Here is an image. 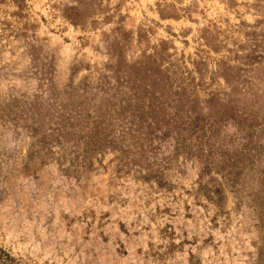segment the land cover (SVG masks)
<instances>
[{"label":"rangeland","instance_id":"374dc122","mask_svg":"<svg viewBox=\"0 0 264 264\" xmlns=\"http://www.w3.org/2000/svg\"><path fill=\"white\" fill-rule=\"evenodd\" d=\"M0 248L264 264V0H0Z\"/></svg>","mask_w":264,"mask_h":264},{"label":"trees","instance_id":"16d2710c","mask_svg":"<svg viewBox=\"0 0 264 264\" xmlns=\"http://www.w3.org/2000/svg\"><path fill=\"white\" fill-rule=\"evenodd\" d=\"M13 258L2 248H0V264H12Z\"/></svg>","mask_w":264,"mask_h":264}]
</instances>
